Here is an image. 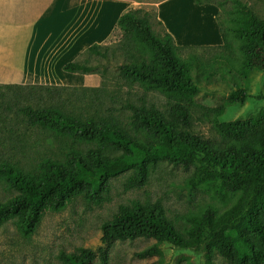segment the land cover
I'll list each match as a JSON object with an SVG mask.
<instances>
[{
    "label": "trees",
    "instance_id": "16d2710c",
    "mask_svg": "<svg viewBox=\"0 0 264 264\" xmlns=\"http://www.w3.org/2000/svg\"><path fill=\"white\" fill-rule=\"evenodd\" d=\"M195 1L216 4L222 10L225 0ZM234 4L230 21L219 12L218 23L227 50L232 52L234 41H239L244 56L239 75L247 79L254 71L264 72V20L247 4L239 0ZM117 31L121 33L117 49L127 60L119 67L121 79L130 86L148 84L161 89L169 101L168 111H160L143 97L139 104L127 105L131 121L123 127L110 119H82L70 112L30 106L16 109L13 120L72 137L77 145L87 147L74 148L64 160L40 161L37 169L28 172L9 160L0 162V179L17 192L0 202V226L11 220L29 237L49 212L62 211L79 197L94 203L109 201L115 173L131 172L127 187L141 188L166 162L193 168L188 178L192 188H202L222 202L232 199V204L222 211L209 207L191 216L183 232L160 204L121 205L102 226L103 245L97 250L81 247L76 253H63L62 264H95L97 258L100 264H110L109 247L116 240L138 238L156 240L137 254L143 259L160 256L162 244L170 243L197 253H217L231 264H264V108L246 120L220 122L228 107L246 103L248 90L244 88L234 90L216 107L201 106L204 118L211 120L219 135L218 140L203 139L192 131L198 96L193 63L179 58L173 37L157 35L148 18L131 11L120 16L113 36ZM105 46L94 44L83 54L107 57ZM63 70L88 75L94 68L74 61ZM259 98L264 100V95ZM0 99V128H6L10 124L7 112L14 110L5 98ZM114 167L119 169L111 172Z\"/></svg>",
    "mask_w": 264,
    "mask_h": 264
},
{
    "label": "rangeland",
    "instance_id": "374dc122",
    "mask_svg": "<svg viewBox=\"0 0 264 264\" xmlns=\"http://www.w3.org/2000/svg\"><path fill=\"white\" fill-rule=\"evenodd\" d=\"M133 1V7L128 11L139 17L148 18L156 34L164 36L167 32L157 20L156 3L161 0ZM235 1L225 0L222 10L218 7L221 18L230 21L232 18L230 12L235 10ZM239 1L247 4L264 20V0ZM190 3V0L176 1L173 10H169L170 16L183 19L184 12L187 13L189 9V15L193 16L192 21L195 23L193 28L202 32L205 27L204 21L196 24L195 21L199 20L201 15H192ZM174 11L177 13L174 14ZM177 25L180 32L182 25L179 22ZM120 41L121 33L117 31L116 35H112L103 44L108 48L107 57L83 54L78 61L87 62L94 71L88 75L76 74L82 75L80 76L82 80L73 85H63L61 81H54L46 85H23V88L12 90L0 88V96L5 98L4 100L9 102L14 110L7 112L10 116V119H7L9 126L0 128V162L9 160L28 172L37 169L40 161L64 160L74 148L87 147L86 144L77 145L72 137L29 127L20 120H13L15 110L20 107L70 112L82 119H110L123 127H128L131 121L132 113L127 109V105L139 104L143 97L160 111L164 113L168 111L169 101L161 89L150 88L148 84L130 86L121 79L119 67L127 60L117 49ZM3 47L10 52V57L16 55L13 52L15 50L13 40L10 37L4 38L2 34L0 48ZM230 51L225 46L219 50L206 47L178 49L181 60L193 63L192 78L198 86V96L197 107L193 109L192 131L205 140H218L219 135L211 120L204 118L201 106L216 107L228 99L234 90L244 88L248 90L246 103L228 107L218 120L220 122L246 120L255 117L264 108V100L259 98L264 95V72L254 71L249 78H242L239 70L244 56L239 41H234L233 50ZM59 73L61 75L59 78L63 77L61 73L68 75L64 70ZM118 169L119 167H114L111 172ZM192 171L193 168L185 169L163 162L151 174L148 183L141 188L127 187L131 172L115 173L111 179L109 201L94 203L79 197L64 210L49 212L38 230L29 237L20 233L15 222L7 221L0 226V264H62L60 257L63 253L73 254L81 247L97 250L103 245V224L113 219L121 205L133 207L160 204L165 210L166 217L183 232L190 226L191 216L200 215L209 207L222 211L232 204V199L222 202L202 188H192L188 184ZM16 194V191L10 189L5 181L0 179V202H5ZM155 242L154 239L145 238L116 240L109 247V263L147 264L161 260L163 264H231L217 253L211 255L197 253L176 248L170 243L162 244L160 256L144 259L137 256ZM95 264H100L99 258Z\"/></svg>",
    "mask_w": 264,
    "mask_h": 264
},
{
    "label": "crops",
    "instance_id": "0c3cea01",
    "mask_svg": "<svg viewBox=\"0 0 264 264\" xmlns=\"http://www.w3.org/2000/svg\"><path fill=\"white\" fill-rule=\"evenodd\" d=\"M176 1L161 0L156 7L157 20L173 37L178 49L206 47L219 50L225 46L216 4L200 5L190 0L192 15H201L196 24L204 21L201 32L193 28L195 23L189 9L184 12L183 19L171 18L169 10H173ZM133 2L0 0V36L3 34L4 38L13 40L16 54L10 57L8 50L0 48V83L46 85L61 81L63 85H73L80 82L82 75L61 73L63 77L59 78V72L65 64L78 61L92 45L106 43L120 16L133 7ZM178 22L182 25L180 32Z\"/></svg>",
    "mask_w": 264,
    "mask_h": 264
}]
</instances>
